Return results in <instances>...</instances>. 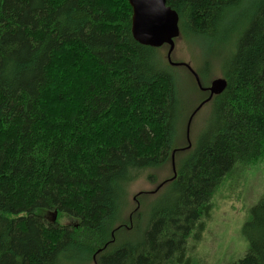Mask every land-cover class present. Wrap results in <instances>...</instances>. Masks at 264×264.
Returning <instances> with one entry per match:
<instances>
[{
    "label": "trees",
    "instance_id": "trees-1",
    "mask_svg": "<svg viewBox=\"0 0 264 264\" xmlns=\"http://www.w3.org/2000/svg\"><path fill=\"white\" fill-rule=\"evenodd\" d=\"M167 3L228 83L191 148L169 48L133 39L128 0H0V264H198L215 195L264 158V0ZM195 88L187 123L209 98ZM169 164L149 213L126 221L132 183ZM242 233L232 264H264V197Z\"/></svg>",
    "mask_w": 264,
    "mask_h": 264
},
{
    "label": "rangeland",
    "instance_id": "rangeland-1",
    "mask_svg": "<svg viewBox=\"0 0 264 264\" xmlns=\"http://www.w3.org/2000/svg\"><path fill=\"white\" fill-rule=\"evenodd\" d=\"M211 49L212 47L205 39L193 42L190 37H180L175 42L172 60L174 63L188 64L196 73L204 72L207 61L216 60L217 51H210ZM214 65L213 74L210 73L206 78L209 87L214 80L223 79L219 62H214ZM173 74L176 77L178 89L186 94L187 105L192 104L182 118L181 128L185 131V125H188L185 116L191 114L204 98L203 94L196 90L195 86L198 84L196 85L197 82L187 68L177 67ZM210 110L211 107L205 105L192 119L189 139L186 136V142L191 144L189 148L196 142L200 132L207 127L206 121ZM179 145H184V141H181ZM153 175L156 176L154 184L147 182L144 175L130 186L126 221H131L130 217L136 215L134 213L137 211H141L145 218L149 213L150 205L157 198V193L161 191L160 186H164L171 175V165H165L154 171ZM239 178V181L226 182L213 199L211 219L201 241L194 245L191 252L192 258L198 264H232L242 258L248 249V242L242 230L250 219L251 210L264 197V158L250 166ZM141 193L148 196L139 197ZM49 217L52 218L50 215ZM60 264H96V262L85 261V253H79L76 259L62 260Z\"/></svg>",
    "mask_w": 264,
    "mask_h": 264
},
{
    "label": "water",
    "instance_id": "water-1",
    "mask_svg": "<svg viewBox=\"0 0 264 264\" xmlns=\"http://www.w3.org/2000/svg\"><path fill=\"white\" fill-rule=\"evenodd\" d=\"M132 8L131 32L133 39L140 45L150 48H161L168 46V60L172 66H184L195 77L199 88L203 92H209V98L206 99L191 116L187 127V139L192 119L197 112L208 102L213 96H218L224 92L228 83L225 78L214 80L210 87L203 88L197 73L185 63H172L171 55L175 49V40L181 35L179 27L178 13L168 6V0H128ZM191 145V144H190ZM189 145V147H190ZM175 152L172 154V168L175 172L176 164L174 158ZM176 176V174H175ZM162 185L160 186V188ZM56 220V213L52 216V222Z\"/></svg>",
    "mask_w": 264,
    "mask_h": 264
},
{
    "label": "bare ground",
    "instance_id": "bare-ground-1",
    "mask_svg": "<svg viewBox=\"0 0 264 264\" xmlns=\"http://www.w3.org/2000/svg\"><path fill=\"white\" fill-rule=\"evenodd\" d=\"M218 76V75H217ZM208 77V76H207ZM186 254V253H185Z\"/></svg>",
    "mask_w": 264,
    "mask_h": 264
}]
</instances>
